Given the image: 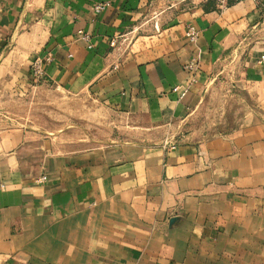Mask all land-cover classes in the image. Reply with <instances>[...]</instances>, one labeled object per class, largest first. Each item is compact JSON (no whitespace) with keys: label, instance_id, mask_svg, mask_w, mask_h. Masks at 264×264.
Here are the masks:
<instances>
[{"label":"crops","instance_id":"crops-1","mask_svg":"<svg viewBox=\"0 0 264 264\" xmlns=\"http://www.w3.org/2000/svg\"><path fill=\"white\" fill-rule=\"evenodd\" d=\"M102 1L0 0V78L89 103L0 121V264H264V0Z\"/></svg>","mask_w":264,"mask_h":264},{"label":"rangeland","instance_id":"rangeland-1","mask_svg":"<svg viewBox=\"0 0 264 264\" xmlns=\"http://www.w3.org/2000/svg\"><path fill=\"white\" fill-rule=\"evenodd\" d=\"M25 86V80L20 78H0L1 122L52 130L76 120L82 125H78L76 129L79 130L78 132L83 131L84 107L85 104L89 106V103L84 100H68L67 96L50 86H43L39 80L29 87ZM89 129L95 131L97 128L89 127ZM103 133L109 134L110 131L108 129L97 130V134Z\"/></svg>","mask_w":264,"mask_h":264},{"label":"built area","instance_id":"built-area-1","mask_svg":"<svg viewBox=\"0 0 264 264\" xmlns=\"http://www.w3.org/2000/svg\"><path fill=\"white\" fill-rule=\"evenodd\" d=\"M202 2H210V1H213L215 2L216 5H218L220 8H226L232 4H237V3H241V2H244V1H252L254 3H259L260 0H200ZM111 6V1L110 0H104L98 4H96L94 6V11L96 13H102L104 12L107 8H109ZM81 38H83L85 41H90V37L91 35L88 34V33H85V32H82L80 31L79 32ZM187 36L189 37V39L194 42L196 41L197 37H198V32L195 28V26L191 25L188 27L187 29ZM45 60L47 62H50L52 61V57L51 56H47L45 57ZM262 61H264V57H262L261 59ZM188 68L190 70H194V65H190L188 66ZM31 70H32V75L35 79H42L43 77V74H44V71H43V60L41 58H37L32 66H31Z\"/></svg>","mask_w":264,"mask_h":264}]
</instances>
